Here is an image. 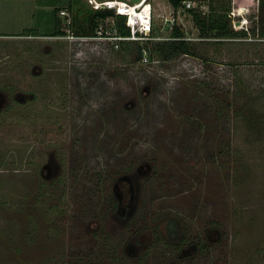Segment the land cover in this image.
I'll return each mask as SVG.
<instances>
[{"label": "rangeland", "instance_id": "rangeland-1", "mask_svg": "<svg viewBox=\"0 0 264 264\" xmlns=\"http://www.w3.org/2000/svg\"><path fill=\"white\" fill-rule=\"evenodd\" d=\"M67 1L0 0V264H264V0H147L149 61L51 35ZM227 6L250 32L200 37L187 9ZM166 15L188 54L156 48Z\"/></svg>", "mask_w": 264, "mask_h": 264}, {"label": "trees", "instance_id": "trees-1", "mask_svg": "<svg viewBox=\"0 0 264 264\" xmlns=\"http://www.w3.org/2000/svg\"><path fill=\"white\" fill-rule=\"evenodd\" d=\"M181 0H169L170 4L173 6V8H177L178 5H180ZM79 0H69L68 7L70 10H73L70 17V30L76 34V35H95L96 33V27L98 25L99 19H104L108 16H113L114 18V24L109 28V31L112 30L117 34L121 36H127L129 35V27L127 24L128 17L123 14H119L114 12L112 8H81V6H78ZM227 7H223V12L221 13H213L209 12L204 15H200V13L191 11L189 12L192 15V20L194 23V26L198 30V35L200 37H214V38H230L234 36H246L248 32L247 28H237L233 29L231 26V19L229 13H227L228 10ZM152 28V26H151ZM151 28L149 31H151ZM148 31V32H149ZM253 31V29H252ZM147 31H139L137 30V34H145V35H152L147 34ZM29 34H37L35 30H32L31 32H28ZM64 30L60 27L59 20L57 17H54V26L53 31L51 35H58L63 34ZM262 35L264 34L261 33ZM171 37L155 41L156 48L159 49V52L164 58L171 57L178 53H184L188 54L191 52V45L189 43V40L185 38V35L183 32L176 26L172 25L170 29ZM141 39V38H140ZM125 41V39H120L117 41V44ZM151 41V38H144L143 44L137 46V55L140 56L142 53V49H145V45H147L148 42ZM223 102V101H222ZM224 110L228 109V104L223 108ZM242 107H239L236 109L237 114H243L244 112L241 111ZM260 114H248L244 118L245 125L250 130H255L254 133H259V131L264 130V126H262ZM242 118V117H241ZM251 131V132H252ZM252 134V133H251ZM135 218V215H134ZM130 224L132 226L133 218H131ZM131 228V227H130ZM178 225L176 223V220L171 217V219H167L165 222V232L167 235V238L170 240H178L179 242H183V234L180 235L178 230ZM109 249V248H108ZM90 264H93V261H90Z\"/></svg>", "mask_w": 264, "mask_h": 264}, {"label": "built area", "instance_id": "built-area-1", "mask_svg": "<svg viewBox=\"0 0 264 264\" xmlns=\"http://www.w3.org/2000/svg\"><path fill=\"white\" fill-rule=\"evenodd\" d=\"M93 8H112L114 10V12L119 13V14H123L126 15L128 17L127 20V24L129 27V35L127 36H121V35H117L113 30L107 31L106 29H104L101 25H99L96 29V33L95 35H76L74 34L72 31H67L64 34H58V35H53L56 38L59 37H64V38H69V39H83V38H102V39H111V40H115V46H117V41L120 39H144V38H151L153 36L150 35H145V34H137L136 31L139 30H143V31H149L151 28V22H150V6L148 8V18L147 20H143V21H139V22H135L134 21V14H132V12H129V7L132 6L133 8L135 7V5H137L138 3L140 4L143 0H140V2L138 3H132L129 2L128 0H121L124 1L126 3V5H121V4H116L111 0H86ZM123 3V2H122ZM147 4H149V2H147ZM190 4L189 0L186 1V5L188 6ZM145 5V4H144ZM136 8H139L138 6H136ZM141 10L138 9V11ZM58 14L62 15L65 20L64 23L65 25L70 24V17L68 16L67 11L64 8H60L58 10ZM131 17H133V19H130ZM164 24L167 25V27H169L171 29L172 25L174 24V17L173 15L167 16L164 18ZM171 37L170 35L167 36H163L162 39H166ZM185 38H187L185 36ZM142 51H145V49L143 48ZM141 60L143 61H149L150 57L147 56L146 54H141Z\"/></svg>", "mask_w": 264, "mask_h": 264}, {"label": "bare ground", "instance_id": "bare-ground-1", "mask_svg": "<svg viewBox=\"0 0 264 264\" xmlns=\"http://www.w3.org/2000/svg\"><path fill=\"white\" fill-rule=\"evenodd\" d=\"M111 1H113L116 4L126 5V3L121 0H111ZM136 6H138L139 8H136ZM140 7H141V10L138 11ZM148 8H149V4H147V0H143L140 4L138 3L137 5H135L134 8L130 6L128 9H129V12H132V14L135 15L134 21L139 22V21L147 20L148 13H149ZM130 19H133V17H131Z\"/></svg>", "mask_w": 264, "mask_h": 264}, {"label": "crops", "instance_id": "crops-1", "mask_svg": "<svg viewBox=\"0 0 264 264\" xmlns=\"http://www.w3.org/2000/svg\"><path fill=\"white\" fill-rule=\"evenodd\" d=\"M63 1H67V0H61V2H63ZM58 2L61 3L60 0H58ZM67 4H68V1H67ZM52 6H53V7H55V6L57 7V6H59V4H55V5H52ZM62 6H63V5H62ZM60 7H61V6H60ZM60 7H59V8H60ZM61 8H62V7H61ZM54 17H55V15H54ZM36 30H37V28H36ZM11 33H12V32H11ZM11 33L8 32V31H6V32H2V33H0V35H1V34H2V35H7V34H11Z\"/></svg>", "mask_w": 264, "mask_h": 264}, {"label": "water", "instance_id": "water-1", "mask_svg": "<svg viewBox=\"0 0 264 264\" xmlns=\"http://www.w3.org/2000/svg\"><path fill=\"white\" fill-rule=\"evenodd\" d=\"M129 2H132V3H138L140 2V0H128Z\"/></svg>", "mask_w": 264, "mask_h": 264}]
</instances>
